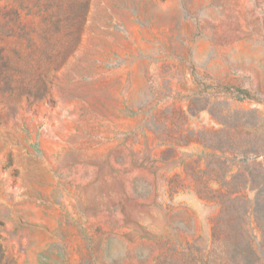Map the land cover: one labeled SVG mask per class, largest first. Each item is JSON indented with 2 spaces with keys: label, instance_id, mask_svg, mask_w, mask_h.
Masks as SVG:
<instances>
[{
  "label": "rangeland",
  "instance_id": "rangeland-1",
  "mask_svg": "<svg viewBox=\"0 0 264 264\" xmlns=\"http://www.w3.org/2000/svg\"><path fill=\"white\" fill-rule=\"evenodd\" d=\"M0 264H264V0H0Z\"/></svg>",
  "mask_w": 264,
  "mask_h": 264
},
{
  "label": "trees",
  "instance_id": "trees-1",
  "mask_svg": "<svg viewBox=\"0 0 264 264\" xmlns=\"http://www.w3.org/2000/svg\"><path fill=\"white\" fill-rule=\"evenodd\" d=\"M51 19H52V17L49 16V20H51ZM58 22L59 21L57 20L56 22H52L50 25H53V27L55 28Z\"/></svg>",
  "mask_w": 264,
  "mask_h": 264
}]
</instances>
